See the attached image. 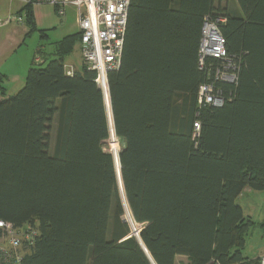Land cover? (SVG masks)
Wrapping results in <instances>:
<instances>
[{
  "label": "trees",
  "instance_id": "1",
  "mask_svg": "<svg viewBox=\"0 0 264 264\" xmlns=\"http://www.w3.org/2000/svg\"><path fill=\"white\" fill-rule=\"evenodd\" d=\"M208 13L225 16L220 30L238 65L236 84L217 83L219 107L197 102ZM41 63L0 99V219L39 232L20 264H152L123 205L155 264L180 255L188 264H260L242 254L253 223L237 198L264 191V0L131 2L120 66L107 74L123 141L116 158L101 148L110 128L96 73L82 65L66 75L61 57Z\"/></svg>",
  "mask_w": 264,
  "mask_h": 264
},
{
  "label": "built area",
  "instance_id": "2",
  "mask_svg": "<svg viewBox=\"0 0 264 264\" xmlns=\"http://www.w3.org/2000/svg\"><path fill=\"white\" fill-rule=\"evenodd\" d=\"M24 5L38 2L50 4L59 16H63L67 6L77 11L80 34L81 63L96 73L94 81L101 89L108 88L107 74L120 66L128 9L133 0H20ZM226 18L222 13H208L203 17L198 47V67L206 70L207 79L199 85L197 102L199 105L221 106L226 97L217 83L236 84L238 65L225 48V39L220 27ZM10 19H0V26ZM217 59L218 64L208 62ZM35 62L39 58H35ZM66 75L74 73L72 67H65ZM195 131L199 124L194 123ZM197 132H195V136ZM133 236L139 235V223L131 221ZM137 224V225H136ZM131 231V230H130ZM38 230L30 223L14 225L0 219V264H20L26 250L34 243ZM131 234V235H132ZM264 264V253L259 256Z\"/></svg>",
  "mask_w": 264,
  "mask_h": 264
},
{
  "label": "crops",
  "instance_id": "3",
  "mask_svg": "<svg viewBox=\"0 0 264 264\" xmlns=\"http://www.w3.org/2000/svg\"><path fill=\"white\" fill-rule=\"evenodd\" d=\"M24 6L20 0H0V19H10L9 23L0 26V75L3 77V90L1 91L3 94H0V99L7 97V89H10L11 92L22 87L29 67L35 64V58L38 57V62L43 63V59L40 56V53L44 50L43 45L36 42L33 48H29L25 41L31 33L35 32L34 30H38L40 36L44 35V31L48 26L44 24L45 19L49 23L52 22L50 25H55V31L60 32V35L53 42L54 50L50 53L52 58L61 57L64 62V68L70 66L74 70H79L73 62L74 54H78L81 60L78 38L64 43V49L60 44L67 36L76 35L79 31L76 8L74 6H67L65 14L59 16L56 10L48 3H33L30 7V15L36 29L30 30L26 21L27 12ZM72 15L75 16L76 32L71 29L70 23L68 24V19ZM250 190L249 188H245L243 192H249ZM263 253H260L256 257H259ZM175 262L176 264H188V259L186 256L180 255L176 257Z\"/></svg>",
  "mask_w": 264,
  "mask_h": 264
},
{
  "label": "rangeland",
  "instance_id": "4",
  "mask_svg": "<svg viewBox=\"0 0 264 264\" xmlns=\"http://www.w3.org/2000/svg\"><path fill=\"white\" fill-rule=\"evenodd\" d=\"M220 7L224 8L225 4L224 3L221 4ZM51 23H49L48 20L45 19L44 24L48 26L47 29L44 31V35L40 36L38 30H34L35 32L33 31L34 33H31V35L28 36L25 41L29 48H33L36 42H39L40 44L43 45L44 50L42 51V53H40V56L43 59V63H41V65H45L48 62V60L52 58V55H50V53L54 50L53 42H55V39H57V37L60 35V32H57V30L55 31V25L52 26L50 25ZM69 23L71 25V29L74 32H76L77 27L75 25V16L72 15V17L68 19V24ZM73 62L75 63V66L77 68L80 69L82 67L81 60L79 59L78 54L73 55ZM17 90L19 89L10 92V89H7L6 96L8 97L10 95L15 94ZM104 104L105 106L107 105V112L109 113L108 116L109 125L111 126L110 103L107 96L104 97ZM55 126H56V118H55ZM112 143L114 144V147L110 146ZM122 147H123V141L114 134V131H111L110 136L101 143V148L105 151H109L115 158L117 157ZM51 150L52 149H50V153ZM119 186L121 190V198L123 203V186L121 181H119ZM237 203L242 207L244 216L247 219L251 220V222L253 223L247 235L245 236V245L244 248L242 249V254L248 257H256L260 253L264 252V191H255V190H250L249 192L245 191L241 193V195L237 198ZM125 211L126 212H124V205H123L122 219L124 222L127 223L132 234L133 231V227L131 223L132 216L130 212L127 211V207ZM137 227L139 228V230H141L142 224H140V226ZM208 264H217V263L210 262Z\"/></svg>",
  "mask_w": 264,
  "mask_h": 264
},
{
  "label": "water",
  "instance_id": "5",
  "mask_svg": "<svg viewBox=\"0 0 264 264\" xmlns=\"http://www.w3.org/2000/svg\"><path fill=\"white\" fill-rule=\"evenodd\" d=\"M106 109H107V105H106ZM107 113H108V112H107ZM108 116H109V113H108ZM108 119H109V117H108ZM109 128H110V132H111V131H112V128H111L110 125H109ZM113 131H114V129H113ZM119 152H120V151H119ZM118 155H119V153H118ZM113 157H114V156H113ZM114 160H115V158H114ZM115 163H116V161H115ZM118 170H119V168H118ZM119 173H120V172H119ZM117 175H118V171H117ZM120 179H121V177L119 178V175H118V181H121ZM136 238H137L138 242L140 243V245H141V247H142L144 253L146 254V256L148 257V259L150 260V262H151L152 264H155L154 261L152 260L151 256H150V254H149L148 251L146 250L145 246L143 245L142 241L140 240L139 235H138Z\"/></svg>",
  "mask_w": 264,
  "mask_h": 264
},
{
  "label": "bare ground",
  "instance_id": "6",
  "mask_svg": "<svg viewBox=\"0 0 264 264\" xmlns=\"http://www.w3.org/2000/svg\"><path fill=\"white\" fill-rule=\"evenodd\" d=\"M102 94H103V96L105 97V96H107V97H109V93H108V88H104L103 90H102ZM111 121V128H112V131H113V124H112V117H111V119H110ZM111 147H114V144L112 143L111 145H110ZM119 166V165H118Z\"/></svg>",
  "mask_w": 264,
  "mask_h": 264
}]
</instances>
